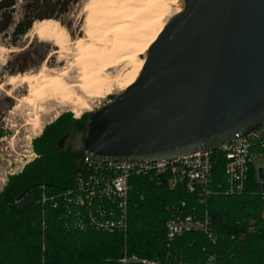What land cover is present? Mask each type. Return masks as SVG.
Here are the masks:
<instances>
[{"label": "trees", "instance_id": "trees-1", "mask_svg": "<svg viewBox=\"0 0 264 264\" xmlns=\"http://www.w3.org/2000/svg\"><path fill=\"white\" fill-rule=\"evenodd\" d=\"M75 1L22 0L19 5L18 0H0V34L15 46L35 21L57 19ZM18 6L21 14L15 19ZM85 119L60 118L47 126L33 140L37 157L9 178L0 192V264H264V181L257 176L255 160L240 194L219 193L224 160L216 156L205 204L159 179L131 177L125 232L67 227L73 218L50 198L69 187L80 169L84 154L69 140L83 133ZM251 154L264 157V147L254 144ZM28 186H32L29 192L17 201ZM180 201L184 212L192 206L198 212L207 210L211 236L192 230L167 240L168 207ZM125 255L137 260L123 263Z\"/></svg>", "mask_w": 264, "mask_h": 264}, {"label": "water", "instance_id": "water-1", "mask_svg": "<svg viewBox=\"0 0 264 264\" xmlns=\"http://www.w3.org/2000/svg\"><path fill=\"white\" fill-rule=\"evenodd\" d=\"M182 2L148 47L135 82L87 115L79 137L85 156L169 160L264 121V0ZM257 176L264 181V166Z\"/></svg>", "mask_w": 264, "mask_h": 264}, {"label": "built area", "instance_id": "built-area-1", "mask_svg": "<svg viewBox=\"0 0 264 264\" xmlns=\"http://www.w3.org/2000/svg\"><path fill=\"white\" fill-rule=\"evenodd\" d=\"M263 139L264 121L249 133L215 148L169 160L102 161L84 156L72 184L51 195L50 200L54 206L61 204L66 214L73 218L67 225L69 228L125 232L131 177L159 179L168 188H183L185 192L198 196V202L205 204L206 197L211 194L215 158L221 156L224 160V180L223 184L218 185L219 193L240 194L247 180L250 163L256 160L251 148L256 143L264 147ZM41 198L42 201L46 200L44 192ZM184 205L180 201L168 207L171 216L164 226L167 240L192 230L209 235L207 210L198 212L192 206L184 212ZM127 259L136 261L137 257L125 256L121 261L125 263Z\"/></svg>", "mask_w": 264, "mask_h": 264}, {"label": "rangeland", "instance_id": "rangeland-1", "mask_svg": "<svg viewBox=\"0 0 264 264\" xmlns=\"http://www.w3.org/2000/svg\"><path fill=\"white\" fill-rule=\"evenodd\" d=\"M90 1L76 0L70 4L67 13L61 14L57 19H52L57 21L66 33L68 43L61 51H58L59 49L52 42L35 35L31 29L18 40L15 46L9 45L10 38L7 35L0 34V192L9 178L18 175L37 157L33 140L38 138L47 126L60 118H64L67 122L70 119L76 120L83 118V116L87 117L90 112L121 92L115 79L127 69L122 57L115 58L111 66L102 72L103 77L107 76V81L108 79L110 81V90L107 93L93 97L87 96L78 87L73 88L74 95L76 94L75 96L85 100L87 104V108H78L80 110L79 115L75 113L77 107H73L70 102L47 101L42 104L43 110L39 111L31 105L29 87L26 83L18 80L15 83L7 84L8 77L13 75H37L39 73L52 75L62 72L66 74L67 83H79L81 73L78 65L80 61L77 58L73 43L81 38L86 39L84 33L86 24L84 22H86L87 13L83 9ZM21 3L22 0H18V4ZM166 3L167 5L161 14L162 29L157 37L167 21L183 5L182 0L178 4L177 2ZM119 5V0H116L115 3L112 2V4L107 1L104 2L105 9L108 7L116 8ZM20 14L21 10L18 6L14 14L15 19L19 18ZM103 44L95 45L103 47ZM138 59L143 61L140 66L142 68L146 59V51L139 53ZM79 137L76 135L69 140L73 148H79ZM255 165L264 166V157L256 159ZM261 215L264 219V206ZM154 264L157 263L154 262Z\"/></svg>", "mask_w": 264, "mask_h": 264}, {"label": "bare ground", "instance_id": "bare-ground-1", "mask_svg": "<svg viewBox=\"0 0 264 264\" xmlns=\"http://www.w3.org/2000/svg\"><path fill=\"white\" fill-rule=\"evenodd\" d=\"M105 1L111 4L116 2L91 0L83 9L87 13L84 22L86 39L81 38L73 43L80 61L79 83H67L66 74L62 72L52 75H13L8 77L7 84L18 80L26 83L31 105L39 111L43 110L42 104L47 101L70 102L73 107H77L74 109L76 115L80 112L78 108H87V104L85 100L74 95L73 88L78 87L87 96L93 97L107 93L110 90V81H107V76L103 77L102 72L111 66L115 58L122 57L127 65L126 71L115 79L120 90L123 91L133 84L143 64V61L138 59L139 53L147 51L159 37L157 35L163 25L161 14L167 5L166 2L178 4L181 0H119V7L107 9L104 7ZM180 8L176 12H179ZM31 31L52 42L58 51L68 43L63 27L55 20L35 21ZM98 43H104L103 47L95 45Z\"/></svg>", "mask_w": 264, "mask_h": 264}, {"label": "crops", "instance_id": "crops-1", "mask_svg": "<svg viewBox=\"0 0 264 264\" xmlns=\"http://www.w3.org/2000/svg\"><path fill=\"white\" fill-rule=\"evenodd\" d=\"M256 167L258 168V167H263V166H256Z\"/></svg>", "mask_w": 264, "mask_h": 264}]
</instances>
